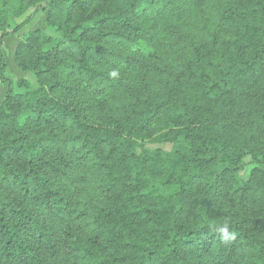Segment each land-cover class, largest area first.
Returning <instances> with one entry per match:
<instances>
[{
  "label": "trees",
  "instance_id": "trees-1",
  "mask_svg": "<svg viewBox=\"0 0 264 264\" xmlns=\"http://www.w3.org/2000/svg\"><path fill=\"white\" fill-rule=\"evenodd\" d=\"M0 79V264H264V0H0Z\"/></svg>",
  "mask_w": 264,
  "mask_h": 264
},
{
  "label": "rangeland",
  "instance_id": "rangeland-1",
  "mask_svg": "<svg viewBox=\"0 0 264 264\" xmlns=\"http://www.w3.org/2000/svg\"><path fill=\"white\" fill-rule=\"evenodd\" d=\"M28 16H32V21L30 24L26 25V27H24L18 33L4 39L3 53L6 57L5 59H6V65H7V73L5 74V76L8 78H11L15 83H18L20 80H27L32 85L37 86L38 82L34 74L25 73L18 68L15 62V53L18 48V45L24 40V38L26 37L28 33L38 30V29L47 31V27H46L47 13L43 10L37 13H34L33 11H31L27 15V17ZM25 19L26 18L12 20L10 23L11 25L10 32L14 31L18 26L24 23ZM25 75L26 77H24ZM16 90L17 92H21L17 88ZM7 91H8V85L6 84L5 92L7 93ZM150 147L155 148V149L161 148L165 151H170L172 148L171 145H151ZM247 161H249V159ZM250 170H251L250 167H247V169L241 173L240 175L241 179L248 180L249 175H250Z\"/></svg>",
  "mask_w": 264,
  "mask_h": 264
},
{
  "label": "crops",
  "instance_id": "crops-1",
  "mask_svg": "<svg viewBox=\"0 0 264 264\" xmlns=\"http://www.w3.org/2000/svg\"><path fill=\"white\" fill-rule=\"evenodd\" d=\"M24 77H26V75ZM5 91H6V84H3V83L0 82V102L4 99V97L6 95Z\"/></svg>",
  "mask_w": 264,
  "mask_h": 264
},
{
  "label": "clouds",
  "instance_id": "clouds-1",
  "mask_svg": "<svg viewBox=\"0 0 264 264\" xmlns=\"http://www.w3.org/2000/svg\"><path fill=\"white\" fill-rule=\"evenodd\" d=\"M112 75H113V76H115V75H116V73H115V72H113V73H112ZM220 231L226 234V233H227V228H226V227H224V228H221V229H220Z\"/></svg>",
  "mask_w": 264,
  "mask_h": 264
}]
</instances>
